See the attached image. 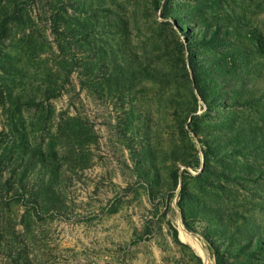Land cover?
<instances>
[{
	"label": "rangeland",
	"instance_id": "374dc122",
	"mask_svg": "<svg viewBox=\"0 0 264 264\" xmlns=\"http://www.w3.org/2000/svg\"><path fill=\"white\" fill-rule=\"evenodd\" d=\"M205 237L264 264V0H0V264Z\"/></svg>",
	"mask_w": 264,
	"mask_h": 264
},
{
	"label": "trees",
	"instance_id": "16d2710c",
	"mask_svg": "<svg viewBox=\"0 0 264 264\" xmlns=\"http://www.w3.org/2000/svg\"><path fill=\"white\" fill-rule=\"evenodd\" d=\"M185 223V225L188 227V228H190V226H188L187 224H186V222H184ZM206 239H207V237H205ZM208 240V243L210 244V249L212 250V254L214 255V257H215V264H224V261H223V259H222V256H221V254H220V251L211 243V241H209V239H207Z\"/></svg>",
	"mask_w": 264,
	"mask_h": 264
},
{
	"label": "bare ground",
	"instance_id": "6f19581e",
	"mask_svg": "<svg viewBox=\"0 0 264 264\" xmlns=\"http://www.w3.org/2000/svg\"><path fill=\"white\" fill-rule=\"evenodd\" d=\"M184 239L188 240V237H185V236H184ZM194 245H195V244H194ZM198 250H199V249H198ZM202 257H203V256H202Z\"/></svg>",
	"mask_w": 264,
	"mask_h": 264
}]
</instances>
